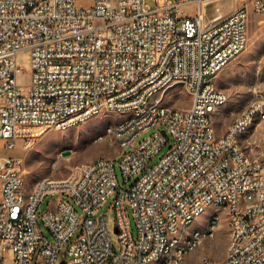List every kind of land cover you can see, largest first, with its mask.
Masks as SVG:
<instances>
[{"label": "built area", "instance_id": "obj_1", "mask_svg": "<svg viewBox=\"0 0 264 264\" xmlns=\"http://www.w3.org/2000/svg\"><path fill=\"white\" fill-rule=\"evenodd\" d=\"M146 1L91 0L79 7L77 0H0V140L8 151L18 141L30 148L39 132L69 127L87 113L129 115L112 130L124 141V159L75 165L70 184L50 185L47 178L27 192L23 158L0 157V264H39V258L46 264H156L168 232L179 228L180 235V220L189 227L200 208L226 214L232 244L221 262L205 257L196 264H264V162L235 144L247 118L264 123V102L240 113L222 137L211 114V105L220 110L229 99L225 90L212 96L213 77L249 43L246 0L240 6L234 0L230 13L210 21L207 7L222 0H154L155 9ZM251 3L264 17V0ZM193 4L195 16L178 14ZM26 49L29 94L17 83V56ZM177 82L191 86L186 110L160 100ZM148 103H161V111L148 110ZM69 113L77 120L69 121ZM117 167L132 185H120ZM115 194L118 243L108 215L100 214ZM239 202H247V211ZM179 235L169 262H186L181 250L191 246L179 244ZM203 235L211 231L196 241Z\"/></svg>", "mask_w": 264, "mask_h": 264}, {"label": "rangeland", "instance_id": "obj_2", "mask_svg": "<svg viewBox=\"0 0 264 264\" xmlns=\"http://www.w3.org/2000/svg\"><path fill=\"white\" fill-rule=\"evenodd\" d=\"M79 7H88L91 0H77ZM249 9V43L246 50L225 68L215 79L216 86L225 90L229 96L225 109L230 107V111L223 118H219L218 128L225 130L240 113L250 107L255 101L264 102V17L257 14L251 0H246ZM242 2H238L240 6ZM146 5L156 8L154 0H147ZM234 0H222L206 9L207 20L219 14L227 15L231 12ZM197 5H187L181 7L178 14L185 17L187 15L195 16L197 14ZM17 65L19 73L17 74L18 88L23 94H29L32 87V55L29 49L21 51L17 56ZM170 97L167 99L168 106L186 110L190 108L192 98L182 86L171 88ZM174 96V97H173ZM169 100V101H168ZM124 117L117 115L116 112L102 111L88 122L68 130H52L48 132H39L36 135V142L30 147L25 148L22 141H18L16 148L8 151L5 147V141L0 140V157L19 156L23 158L25 164L24 185L27 192L31 191L34 185L45 183L47 178L50 182L59 183L72 179L75 180V165L85 162L96 161L100 158L115 159L120 155L119 146L112 135L110 128L121 121ZM153 131L145 133L141 140L149 137ZM241 147L255 159L264 162V123H256L245 135L241 137ZM165 147L155 159L151 166L156 164L168 150ZM68 152V157L64 156ZM119 153V154H118ZM118 180L121 186L129 187L134 180L125 184L121 171L117 167ZM116 194L111 196L100 214H107L109 218V228L112 239L118 243V235L115 230L116 214L111 209L115 201ZM47 201L43 203L41 211L46 207ZM221 221L216 227L214 237L206 239L196 250L191 252L184 264H196L203 258H210L215 262L224 260L230 241V230L226 223V214L222 212ZM208 213L196 218L189 227V230H205L207 227ZM132 229L137 237V229L133 219ZM47 237L51 238L50 233L44 229ZM65 247L61 253V259H64Z\"/></svg>", "mask_w": 264, "mask_h": 264}, {"label": "bare ground", "instance_id": "obj_3", "mask_svg": "<svg viewBox=\"0 0 264 264\" xmlns=\"http://www.w3.org/2000/svg\"><path fill=\"white\" fill-rule=\"evenodd\" d=\"M237 58L238 57H230V64ZM216 78L217 76H214L213 81H212V96L221 97V92H223V90L219 89L216 86V83H215ZM174 86H182L188 93H191V86H187V83L185 82H177V83L172 84L170 86V90ZM170 90L160 92L161 101H167V99L170 97V93L168 92ZM148 110L161 111V103H148ZM218 110H219V105H211V114L216 113ZM103 111H110V112L117 113V110L115 109H103ZM98 114L99 113H87L83 120L77 123H71L69 124V127H64L61 129V131L72 129L74 127H78L88 122L90 119L94 118ZM122 116L124 118L121 121H119L117 124H115L112 128H110V134L112 135L115 141H116V131H112V130H116L118 129V127L123 126V123L129 122V115H122ZM76 120H77V113H69V121H76ZM256 123H257V118H247L246 119V124L242 126L238 134H235V144L238 147H241V144H240L241 137L245 135ZM116 143L118 144L119 149L122 152L120 153L118 157L115 158V160H123L124 159V150H123L124 141H116ZM98 160L92 161V162H97ZM74 173H76V168H74ZM261 175H264V167H261ZM71 181L72 179H69L61 183L70 184ZM50 185H58V183L50 182ZM23 188L25 189L24 179H23ZM239 209L240 211H247V202H239ZM205 213H208L207 227L205 230L195 229V230L190 231L189 227L196 219V218H191V220L189 221V227L187 225V220H180V235H179V228H172L170 232H168V234L166 235V240L164 242V247H162V249H159V258L157 259L156 264H184L185 263L183 261L169 262L168 256L175 255L176 242L178 240V235H179V244H181L182 246H191L189 248L181 250V259H185V260L187 256L191 252L196 250L206 239L214 237L215 232H216V227H218L221 221V216L219 215L218 211H208V208L199 209V217L204 215ZM228 227L230 230L229 245H231L232 244V227H230L229 224H228ZM209 231H211V235H203V239H199L198 241H196L197 237ZM202 261L203 259L199 263H202ZM39 264H46V258H39ZM205 264H212V262H205Z\"/></svg>", "mask_w": 264, "mask_h": 264}, {"label": "crops", "instance_id": "obj_4", "mask_svg": "<svg viewBox=\"0 0 264 264\" xmlns=\"http://www.w3.org/2000/svg\"><path fill=\"white\" fill-rule=\"evenodd\" d=\"M229 97V96H228ZM230 111V107H228L227 109H225V106H223L222 107V109H220V110H218L216 113H214V115H213V118H212V125H213V128H214V130H215V133H216V136L217 137H222V136H224L225 134H226V132H227V129H228V127L230 126V124L233 122H231L229 125H227V128L225 129V130H222V129H220V128H218V123H217V121H218V119L219 118H223L224 116H226L227 115V112H229Z\"/></svg>", "mask_w": 264, "mask_h": 264}, {"label": "water", "instance_id": "obj_5", "mask_svg": "<svg viewBox=\"0 0 264 264\" xmlns=\"http://www.w3.org/2000/svg\"><path fill=\"white\" fill-rule=\"evenodd\" d=\"M69 155V153L68 152H64V156H68Z\"/></svg>", "mask_w": 264, "mask_h": 264}]
</instances>
